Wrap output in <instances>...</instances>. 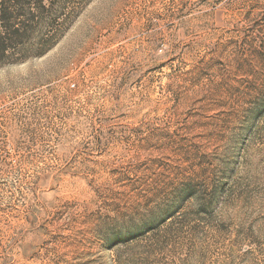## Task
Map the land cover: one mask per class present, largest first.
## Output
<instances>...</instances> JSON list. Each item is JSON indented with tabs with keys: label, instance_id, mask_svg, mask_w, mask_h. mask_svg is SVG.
Listing matches in <instances>:
<instances>
[{
	"label": "rangeland",
	"instance_id": "1",
	"mask_svg": "<svg viewBox=\"0 0 264 264\" xmlns=\"http://www.w3.org/2000/svg\"><path fill=\"white\" fill-rule=\"evenodd\" d=\"M7 6L0 264H264V0Z\"/></svg>",
	"mask_w": 264,
	"mask_h": 264
},
{
	"label": "trees",
	"instance_id": "2",
	"mask_svg": "<svg viewBox=\"0 0 264 264\" xmlns=\"http://www.w3.org/2000/svg\"><path fill=\"white\" fill-rule=\"evenodd\" d=\"M15 0H0V59L1 58H7V53L9 49V43L12 45L17 38H20L21 31L25 30V25L19 22V17L12 16V13L10 12L8 4H13ZM2 25V26H1ZM3 27V29H1ZM51 40V39H50ZM52 42V41H48ZM53 43H48L44 46V49L48 50L52 47ZM45 51H43L41 54H44Z\"/></svg>",
	"mask_w": 264,
	"mask_h": 264
}]
</instances>
